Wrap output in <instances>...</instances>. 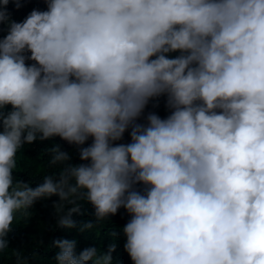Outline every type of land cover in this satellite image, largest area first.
<instances>
[{
  "label": "clouds",
  "instance_id": "1",
  "mask_svg": "<svg viewBox=\"0 0 264 264\" xmlns=\"http://www.w3.org/2000/svg\"><path fill=\"white\" fill-rule=\"evenodd\" d=\"M43 2L18 22L25 0H0V254L57 197L68 233L123 209L132 264H264V0ZM57 137L80 163L54 143L58 172L14 175L21 149ZM81 201L95 224L73 218ZM51 246L55 264H113L117 248Z\"/></svg>",
  "mask_w": 264,
  "mask_h": 264
},
{
  "label": "trees",
  "instance_id": "2",
  "mask_svg": "<svg viewBox=\"0 0 264 264\" xmlns=\"http://www.w3.org/2000/svg\"><path fill=\"white\" fill-rule=\"evenodd\" d=\"M34 8L45 10L46 5L43 0H25L24 6L20 10L10 5L16 21H22ZM6 34V29L0 32V36ZM162 117L167 115L163 102L155 109ZM59 143L62 147L73 154V162L80 163L77 150L74 146L68 145L58 137L55 141H47L34 145H26L18 153V165L14 175L18 179L31 183L33 187L42 182L45 175H52L59 171L58 168L48 166L49 156L47 150L54 144ZM52 197L47 201L38 202L32 210V215L27 220L20 218L13 224V231L9 234V247L0 254V264H16L15 252L21 254V258L26 264H55L53 257L56 249L51 246V241L58 238L76 239L78 241L77 252L89 246H96L100 251L107 250L109 245L115 244L116 251L113 253V264H132L127 253L124 251L123 226L127 223L128 217L123 209L120 214L108 220L96 224L95 227L85 233L71 230L70 233L57 229L55 220V209L52 201L57 200ZM83 216L73 218L80 222L93 219V209L85 201H81Z\"/></svg>",
  "mask_w": 264,
  "mask_h": 264
}]
</instances>
